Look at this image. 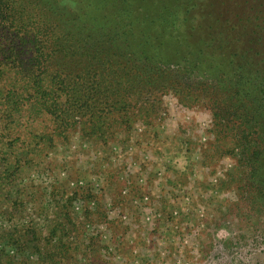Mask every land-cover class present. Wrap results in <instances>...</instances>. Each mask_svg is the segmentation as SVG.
<instances>
[{
    "label": "trees",
    "instance_id": "1",
    "mask_svg": "<svg viewBox=\"0 0 264 264\" xmlns=\"http://www.w3.org/2000/svg\"><path fill=\"white\" fill-rule=\"evenodd\" d=\"M169 94L212 112L216 152L236 159L254 231L264 220V0H0V147L28 157L75 132L116 141L138 115L152 124ZM72 250L38 252L39 264Z\"/></svg>",
    "mask_w": 264,
    "mask_h": 264
},
{
    "label": "rangeland",
    "instance_id": "2",
    "mask_svg": "<svg viewBox=\"0 0 264 264\" xmlns=\"http://www.w3.org/2000/svg\"><path fill=\"white\" fill-rule=\"evenodd\" d=\"M163 109L116 141L75 132L28 157L0 147V263L39 264L67 243L52 264H264V220L247 226L241 171L216 152L212 112L173 94Z\"/></svg>",
    "mask_w": 264,
    "mask_h": 264
}]
</instances>
